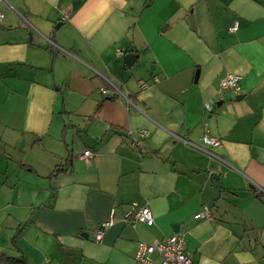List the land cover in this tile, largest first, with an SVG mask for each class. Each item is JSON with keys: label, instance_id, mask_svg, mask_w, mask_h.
<instances>
[{"label": "crops", "instance_id": "1", "mask_svg": "<svg viewBox=\"0 0 264 264\" xmlns=\"http://www.w3.org/2000/svg\"><path fill=\"white\" fill-rule=\"evenodd\" d=\"M0 16V255L136 264L138 242L178 234L195 264H264V0H0ZM204 134L220 146L186 144ZM133 204L153 226L124 222Z\"/></svg>", "mask_w": 264, "mask_h": 264}, {"label": "built area", "instance_id": "2", "mask_svg": "<svg viewBox=\"0 0 264 264\" xmlns=\"http://www.w3.org/2000/svg\"><path fill=\"white\" fill-rule=\"evenodd\" d=\"M1 17L2 16H0V18ZM65 18H67V16ZM236 29L237 23H234L229 27L230 32H234ZM238 82L239 76L235 74H227L218 81V89L220 91H237L239 89ZM114 89L118 95L125 97L116 88ZM100 93L105 95L107 90L105 88H101ZM148 135V132L140 131L137 135L138 137L133 140L134 145H139L141 140L146 139ZM186 144L198 151L207 152V148H216L220 146V140L215 137H211L208 134H204L201 137L199 144H193L190 142H186ZM90 155L91 154L88 150L83 152V157H89ZM112 217L113 215L111 213L110 220L97 227L94 235V240L96 242H100L102 240L103 233L105 229L110 226ZM196 218L210 220L211 217L209 211L204 208L196 215ZM123 220L130 226L141 223L147 227H151L154 224V218L149 207H137L135 204L132 205L130 210L123 213ZM134 261L136 264H195L186 251L183 237L178 234L171 235L151 244L138 242L134 254Z\"/></svg>", "mask_w": 264, "mask_h": 264}, {"label": "trees", "instance_id": "3", "mask_svg": "<svg viewBox=\"0 0 264 264\" xmlns=\"http://www.w3.org/2000/svg\"><path fill=\"white\" fill-rule=\"evenodd\" d=\"M60 171V169H56L55 172L58 173ZM55 173V174H56ZM0 261H3L7 264H24L22 259H18V258H14V257H8L5 255H0Z\"/></svg>", "mask_w": 264, "mask_h": 264}, {"label": "water", "instance_id": "4", "mask_svg": "<svg viewBox=\"0 0 264 264\" xmlns=\"http://www.w3.org/2000/svg\"><path fill=\"white\" fill-rule=\"evenodd\" d=\"M134 57H136L135 55H133V54H130V55H127L126 57H125V59H127V60H132ZM174 231L175 232H177V228H174Z\"/></svg>", "mask_w": 264, "mask_h": 264}]
</instances>
